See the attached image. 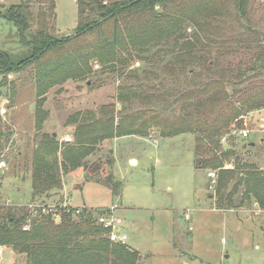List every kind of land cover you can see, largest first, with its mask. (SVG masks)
Listing matches in <instances>:
<instances>
[{
    "label": "trees",
    "instance_id": "16d2710c",
    "mask_svg": "<svg viewBox=\"0 0 264 264\" xmlns=\"http://www.w3.org/2000/svg\"><path fill=\"white\" fill-rule=\"evenodd\" d=\"M250 11V0H78V25L73 34L56 36L52 32L55 0H21L4 7L0 16L16 28L26 54L18 58L0 50V74L7 85L9 74L35 67L38 124L47 113L44 106L50 89L70 79L88 81L95 64L105 71L124 72L135 58L142 63H163H155L154 68L127 69L138 84L119 87L120 109L117 104H108L102 106L101 115L93 111L71 114L67 123L75 125L73 142L60 146L57 136L43 134L32 157L33 197L63 187L56 170L64 173L79 167L119 195L121 183L112 173L100 174L98 164H89L85 158L105 141L126 135L147 136L158 128L162 137L195 134L197 167L218 170L215 193L220 208L255 201L264 210V170L254 163H242L239 155L247 139L238 147L239 137L231 134L228 148L221 144L224 134L242 127V121L237 120L241 115L264 111V44L245 69L229 65L218 78L180 93L179 98L171 89L167 91L162 80L158 86L147 83L142 87L159 71L185 77L195 72L196 65L213 68L207 48L226 43L214 36L220 38L230 20H248ZM188 25L193 31L190 35ZM162 88L166 92H161ZM176 99L180 101L178 110L172 104ZM137 100L165 105L162 111L152 113H124ZM229 164L232 166L227 167ZM101 214L106 211L83 207L78 215L72 208L61 214L54 211L32 216L25 206L9 207L0 214V245L24 254L25 264H142L138 251L109 240L108 230L97 223Z\"/></svg>",
    "mask_w": 264,
    "mask_h": 264
},
{
    "label": "rangeland",
    "instance_id": "374dc122",
    "mask_svg": "<svg viewBox=\"0 0 264 264\" xmlns=\"http://www.w3.org/2000/svg\"><path fill=\"white\" fill-rule=\"evenodd\" d=\"M20 1L0 0V11L4 12V7ZM55 1L53 34H73L78 25V0ZM250 10L248 20L242 23L230 20L224 34L220 38V35L214 36L226 43L211 44L207 48V56L214 62L213 68L208 70L196 65L195 72L185 77L159 71L150 75V82L144 81L142 87L147 83L158 86L162 80L167 91L171 89L179 98L180 93L218 78L229 65L239 64L234 69H245L257 56L259 46L264 44V0H250ZM186 31L189 35L193 33L190 25ZM0 50L10 51L18 58L26 54L16 28L1 16ZM169 58L170 55L167 56ZM155 63L163 66L157 60L150 64L135 58L124 72H114L102 70L95 64L88 81L70 79L52 87L46 94L44 108L47 113L41 124L37 123L40 119L36 114L35 67L9 74L7 85H4V74H0V213L4 214L7 209L4 205L8 204L23 205L31 212L41 210L43 206L57 208L65 205L86 207L98 213L112 212L129 236L128 246L142 255V264H264V215L252 212L257 217L253 222L245 220L240 213L216 207L219 197L208 174L218 170L197 167L195 134L162 137L158 128H153L147 136L126 135L98 145L85 161L98 164L100 174L112 173L114 179L121 183L119 195L113 194L104 182L88 177L84 167L75 172H64V176L63 170H56V175L60 173L64 177L63 190L49 198L32 196L30 174L24 179L16 175L20 173L18 167H21V162L29 172L33 151L44 133H56L60 146L67 141L73 142L70 135L75 131V125L67 123L71 114L93 111L101 115L102 106L108 104H117L120 109L119 87L138 84L128 76L127 69L154 68ZM147 91L152 92L153 89ZM160 91L166 92L164 88ZM172 104L177 110L180 107L178 99ZM164 105L162 102L153 104L137 100L124 113H152L162 111ZM247 125L251 137L258 133L264 135V130L259 131V127L264 129V111L251 116ZM231 134L232 130L221 138L225 148L230 144ZM250 141L254 140L251 138ZM254 142L260 145L258 140ZM236 143L240 147L243 140L237 138ZM239 155L243 160L249 158L240 151ZM61 158L59 154V162ZM256 160L261 162V159ZM214 196L216 203L212 200ZM65 197L68 200L61 201ZM0 249V264H11L8 251H4L2 245ZM25 259L19 258L15 264H23Z\"/></svg>",
    "mask_w": 264,
    "mask_h": 264
},
{
    "label": "crops",
    "instance_id": "0c3cea01",
    "mask_svg": "<svg viewBox=\"0 0 264 264\" xmlns=\"http://www.w3.org/2000/svg\"><path fill=\"white\" fill-rule=\"evenodd\" d=\"M73 134H74V131L72 132V135H70V137H72L73 139H74V136H73ZM69 137V138H70ZM253 139L254 141H256V140H258L259 142H260V145L258 146V145H252L254 148H247L249 145H251V144H248L247 142L250 140V139ZM261 139H263V133L260 135L259 133L258 134H256V135H252V137L251 136H249V138L247 139V141L244 143V146H243V148L241 149V150H239L242 154L244 153V154H246V155H248V157L249 158H245V160H243V157L241 158L242 160V163H254L255 165H257V167L260 169V170H264V149H263V144L261 143ZM62 140H66V139H62ZM62 140H60V141H62ZM254 141H252L253 143H256V142H254ZM37 146V145H36ZM20 156V158L19 159H21L22 157H21V155H19ZM33 156V155H32ZM89 158V157H88ZM256 159H261V162H258ZM24 164H23V162H21V167H18L19 168V171H20V173L19 174H16L18 177L20 176V178L21 179H24V177L27 175V174H30L31 175V184H32V187H33V183H32V163H31V165H30V170H29V172H27V170H26V168H24ZM227 167H229V166H227ZM211 170V169H210ZM70 172L72 171V172H75L76 170H74V169H72V170H69ZM69 171H67L68 173H69ZM217 173V172H216ZM63 176H64V173H63ZM62 178H64V177H62ZM217 178H218V173H217ZM216 182H217V180H216ZM215 185H216V183H215ZM214 185V186H215ZM62 190H63V187L61 188V189H57V190H51V191H48V192H46V193H44V196L45 197H43V198H49L52 194H59V193H62ZM33 196V195H32ZM67 197V196H66ZM65 197V199H61V201H63V200H68V198H66ZM35 198H38V196H36ZM43 198L41 199V200H43ZM212 198V197H211ZM217 199V198H216ZM215 196L212 198V200L214 201V203H216L215 202ZM218 203H220V202H218ZM5 204H7V203H5ZM6 206H8V207H6ZM21 206H23V205H16V206H14L13 204H8V205H4V208H9V207H21ZM82 206H84V205H82ZM216 207L218 208V209H222V210H224V211H234V212H237V214L238 213H240V214H242V216H243V218L245 219V220H249V221H253L254 222V220H256V216H254V215H252V214H254V213H252V212H255V213H258V214H260V215H264V210H262V209H260L259 208V206H258V204L255 202V201H250V202H246L245 201V203H243V204H241V206L240 207H234V208H231V209H224V208H220L217 204H216ZM3 210V209H2ZM7 210V209H6ZM6 210H4V213L6 212ZM221 210V211H222ZM1 214V213H0ZM122 223V222H121ZM4 251H8V254H9V256H8V259L11 261V264H15L16 263V261L20 258V259H24L25 258V255L24 254H17L12 248H10V247H8V246H4ZM5 253V252H4ZM24 263L23 264H25V262H26V259L23 261Z\"/></svg>",
    "mask_w": 264,
    "mask_h": 264
},
{
    "label": "built area",
    "instance_id": "2783aa9c",
    "mask_svg": "<svg viewBox=\"0 0 264 264\" xmlns=\"http://www.w3.org/2000/svg\"><path fill=\"white\" fill-rule=\"evenodd\" d=\"M251 116L250 115H241L237 120L242 121V127L241 128H234L232 130L234 135H237L240 139H247L249 138V136L251 135V130L248 127V119H250ZM261 127H259V131L262 132ZM261 143L264 144V135H263V139H261ZM209 177H212L213 183H216L217 180V173L210 171L209 172ZM72 209V206H59L58 208H52V207H47V206H43V208H41V210L39 209H34L32 211V215H39L40 212L44 213V214H48L51 212H57L58 214H61V212L63 210L70 212V210ZM75 210V214L78 215L83 211V207H78V208H73ZM186 219H189V215H186ZM97 223L102 226L104 229L108 230V232H106L107 237L109 238V240L113 243L116 244H121V245H128V239L129 236L126 233V231H124L122 229L121 226V221L120 219H118L112 212H107L106 214H101L97 217ZM2 253L1 249H0V254Z\"/></svg>",
    "mask_w": 264,
    "mask_h": 264
},
{
    "label": "water",
    "instance_id": "95a60500",
    "mask_svg": "<svg viewBox=\"0 0 264 264\" xmlns=\"http://www.w3.org/2000/svg\"><path fill=\"white\" fill-rule=\"evenodd\" d=\"M54 136H57V134L55 133ZM251 145H255V143H251Z\"/></svg>",
    "mask_w": 264,
    "mask_h": 264
}]
</instances>
